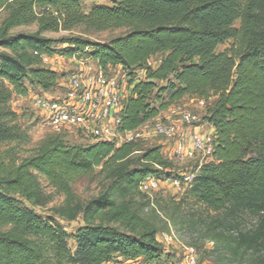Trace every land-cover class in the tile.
Here are the masks:
<instances>
[{
	"label": "trees",
	"instance_id": "obj_1",
	"mask_svg": "<svg viewBox=\"0 0 264 264\" xmlns=\"http://www.w3.org/2000/svg\"><path fill=\"white\" fill-rule=\"evenodd\" d=\"M111 2L86 13L82 0H0L5 13L0 24V264H109L117 257L155 264L166 256L158 235L169 230L168 224L151 198L139 192L148 176L170 174L172 163L160 147L71 144L53 134L21 161L13 149L3 150L29 142L10 105L15 96L29 94L27 82L42 94L61 88L63 75L45 66L36 52L66 58L85 54L102 68L120 67L128 86L121 133L137 130L186 97L204 99L203 120L215 132L213 159L187 193L215 214L207 235L216 245L239 260L262 252L251 264H264V0ZM33 25L34 33H14ZM77 28L122 33L106 43L42 35ZM158 56L159 65L152 67ZM98 169L107 187L83 202L74 185ZM41 177L64 197L48 218L34 210L53 201ZM243 215L254 217L256 226L240 231ZM80 218L84 226L74 235L60 222Z\"/></svg>",
	"mask_w": 264,
	"mask_h": 264
},
{
	"label": "rangeland",
	"instance_id": "obj_2",
	"mask_svg": "<svg viewBox=\"0 0 264 264\" xmlns=\"http://www.w3.org/2000/svg\"><path fill=\"white\" fill-rule=\"evenodd\" d=\"M83 10L89 13L94 6L99 5H111V0H82ZM5 17V13L0 11V24ZM38 30L36 25L29 27H20L14 31L34 33ZM121 30L107 31L102 33H86L84 29L77 28L73 31L59 32H45L42 35L46 38L60 40L69 37L83 36L97 43H106L114 37L120 35ZM62 45L59 44L60 48ZM230 47V44L219 47L218 51H224ZM3 50L0 49V53ZM56 61L50 68L60 75H63L60 81L61 85L64 86L67 83L68 72L71 70V63L66 57L57 55ZM161 61V57H155L150 61L152 67H157ZM65 83V84H64ZM29 94L25 97L15 96L11 101V108L17 112L20 116L18 122L22 125L23 130L27 133L29 142L23 145H10L8 148L13 149L12 154L19 160H23L27 157H31L36 154L41 143L50 135L60 134L66 141L71 144H86L73 130H67L63 128H55L51 126L47 121L40 116L37 110L33 107V101L37 95H41L42 91L40 88L33 86L27 82ZM62 88H58L52 95H58L62 93ZM197 98L186 97L180 103L176 104L182 108H189L196 111L202 118L206 115V108L200 109L199 106L194 103ZM214 98L210 100L213 102ZM206 107L208 106L205 104ZM175 106V105H174ZM167 111L161 113V118ZM194 126V125H193ZM190 126V127H193ZM185 128H189L186 126ZM190 133V132H188ZM143 148L160 147L161 153L172 163L170 174L163 175L160 180L163 182L162 190L151 193L157 213L160 215L162 221L168 224L169 230L164 231L158 235V240L163 243L166 256L158 263L155 264H169L168 260L174 258L175 261L181 262L184 253L188 248L196 250L198 255L199 264H251L252 261L259 256L263 255L262 252L247 254L243 259H235L230 251H226L207 235V229L215 221V214L207 211L205 207L196 203L187 193H178L173 186V181L176 179L178 174L183 172L188 175L195 173V164L197 160L186 163L177 160L174 156L173 150L170 149L171 143L165 139H150V140H139L138 141ZM119 146L120 142L115 141ZM139 156V153H137ZM100 170L96 171V174L92 177L83 178L77 181L74 185V190L78 195V198L83 202H88L92 198L97 197L107 187L108 181L104 175H99ZM41 184L45 192L51 195L53 201L43 208L34 209L35 212L44 218L51 217V209L58 207L63 204L64 197L56 192L44 178H40ZM153 208V207H151ZM150 211V209L148 210ZM62 226L70 235H74L77 230L84 226L82 219H78L75 222L60 221ZM240 231H246L256 226V219L249 215H243L240 218ZM218 232V231H217ZM235 235V233H233ZM165 236L172 238L171 243L165 241ZM233 236V235H232ZM227 237H231L227 235ZM71 249H75V242L70 240ZM116 263H119L117 261ZM137 264H145L143 262H137Z\"/></svg>",
	"mask_w": 264,
	"mask_h": 264
},
{
	"label": "built area",
	"instance_id": "obj_3",
	"mask_svg": "<svg viewBox=\"0 0 264 264\" xmlns=\"http://www.w3.org/2000/svg\"><path fill=\"white\" fill-rule=\"evenodd\" d=\"M35 54L47 67L56 61L55 57ZM68 60L72 65L67 73V83L61 85L63 92L58 95L43 93L35 97L33 107L40 116L55 128L73 130L86 143L119 141L123 145L154 138L168 140L177 160L186 163L197 160L195 173L188 175L183 172L173 181L178 193L189 190L201 167L213 159L214 129L196 111L175 105L167 110L164 118L159 116L137 130L121 133L118 129L120 116L128 96L127 78L121 68H102L85 54H75ZM195 100L200 109L206 108L204 99ZM193 125L207 126L208 129L188 133L185 127ZM162 186L160 178L150 175L141 182L139 192L151 198V193L162 190ZM151 202L154 206L153 199ZM165 241L171 243L172 238L165 236ZM126 264L137 263L126 261ZM180 264H199L196 250L188 248Z\"/></svg>",
	"mask_w": 264,
	"mask_h": 264
},
{
	"label": "crops",
	"instance_id": "obj_4",
	"mask_svg": "<svg viewBox=\"0 0 264 264\" xmlns=\"http://www.w3.org/2000/svg\"><path fill=\"white\" fill-rule=\"evenodd\" d=\"M208 127L207 126H202V127H196V126H193V127H189L187 129L188 132H199V131H204V130H207ZM117 261H119V263H116ZM169 264H180L179 262L175 261L174 258H171L168 260ZM109 264H126V260L124 258H121V257H117L114 259V261L110 262Z\"/></svg>",
	"mask_w": 264,
	"mask_h": 264
}]
</instances>
